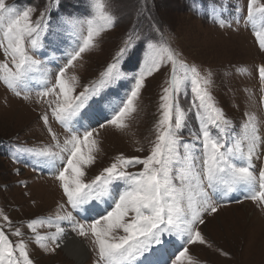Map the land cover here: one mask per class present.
<instances>
[{
    "label": "snow or ice",
    "instance_id": "obj_1",
    "mask_svg": "<svg viewBox=\"0 0 264 264\" xmlns=\"http://www.w3.org/2000/svg\"><path fill=\"white\" fill-rule=\"evenodd\" d=\"M92 6L95 16L86 21L87 36L66 53V63L58 65L52 73L53 79L43 80L42 90L36 93L37 97H57L46 103L51 119L66 130L67 136L61 145L48 112L43 113L40 119L60 151L34 153L46 158L38 163L50 169L66 203L73 210L85 213V222H78L70 212L59 215L55 231L50 237H44L37 233L36 224L43 225L45 221L31 219L27 227L34 235L30 239L45 252H55L63 243L65 232L59 222L68 221L78 236H91L97 256L95 264H184L185 259L188 264H198L189 257L188 245L211 246L200 226L206 225V214L216 213L222 205L219 194L246 191L244 199L264 206V166L257 168L254 164V160L264 156V139L258 134L255 118H249L241 126L242 135L236 139V127L230 128L229 118L217 106L212 94L213 72L187 63L172 47L153 42L154 37L146 42L143 63L132 77L131 88L122 97L117 94L118 106L113 107L112 96L101 95V90L127 78L121 70V61L125 56L131 58L140 39L133 34L123 41L99 81L73 96L74 88L65 78L68 67L94 47V40L103 27L114 26L115 16L105 11L107 3L93 0ZM34 11L33 8L19 11L6 0H0V51L4 55L0 62V82L16 96H21V86L27 88L33 79L31 73L37 71L41 63L29 53V46L33 50L43 47L42 34L49 27L45 23V12L32 20ZM246 14L247 21L260 25L255 36L259 48L264 50V4L247 0ZM96 19L104 21L103 27L96 25ZM79 23L74 18L62 20L61 25L51 31L53 44L59 45L63 24L77 29ZM218 23L225 26L226 21ZM165 62L171 66L170 77L159 95L154 123L156 138L150 152L143 157L121 153L86 183L85 168L95 163L93 153L99 150L98 142L92 139L94 126L110 124L120 131L128 128L125 121L137 112L146 79L163 74L167 70ZM178 71L183 75L178 76ZM258 73L259 79L264 81V66L259 67ZM185 90L190 95L188 110L180 104ZM22 99L29 101L31 96L25 92ZM189 114L197 120L198 129L192 140L185 141L182 133ZM56 159L62 161L59 168L53 163ZM136 166L142 167L136 172L128 171ZM99 204L107 207L100 210ZM85 205L90 206L85 208ZM2 218L0 264H33L27 242L10 239V236L23 237L24 233L18 227L6 231L13 228V222L7 215ZM47 223L53 225L51 219ZM121 232L123 234H119ZM45 239L55 247L41 243Z\"/></svg>",
    "mask_w": 264,
    "mask_h": 264
},
{
    "label": "rangeland",
    "instance_id": "obj_2",
    "mask_svg": "<svg viewBox=\"0 0 264 264\" xmlns=\"http://www.w3.org/2000/svg\"><path fill=\"white\" fill-rule=\"evenodd\" d=\"M6 2L19 11L35 9L32 13L33 21L38 19L41 12H45V23L49 27L42 34L43 47L33 50L29 46V53L41 63L37 71L31 73L33 79L29 81L27 88L21 86V96H16L0 82V224L4 223L3 215H7L13 222V228L6 231L11 232L18 227L24 233L23 237L10 236V239H24L27 242L33 264H75L61 247L56 248L55 252H45L30 239L34 234L27 225L31 219L44 220L43 225L39 222L36 224L37 233L50 237L55 231L56 217L59 215L70 212L78 222H85L80 215L85 213L73 210L66 203L59 182L54 179L50 169L38 163L46 158L34 155L35 152L43 150L54 153L60 151L40 119L43 113L48 112L50 124L61 145L67 136L66 130L51 119L50 108L46 103L55 101L57 97H37L36 93L42 90V81L53 79L52 73L57 66L66 63V53L82 43L87 36L86 21L95 16L93 0ZM101 2L107 3L105 11L115 16L114 26L103 27L104 21L96 19V25L103 27V30L95 38L94 47L83 53L82 58L74 61L65 74L70 86L74 88L73 96L99 81L101 73L123 46V41L129 34H133L140 39L136 41L131 58L125 56L121 61V70L127 78L101 90V95L112 96L113 107L118 106L117 94L122 97L131 88L132 77L138 73L143 63L146 42L154 37L153 42L172 47L187 63L213 72L212 94L217 106L229 118L230 128L236 127V139L242 135L241 126L249 118H255L258 134L264 139V81L259 79L258 73L259 67L264 66V50L259 48L255 36L260 25H254V28L246 19L247 0ZM259 3L264 4V0H259ZM65 18L80 21L78 28L63 24L60 32L62 39L59 45H54L51 31L56 30ZM220 20L226 21L225 26L219 25ZM250 27L253 32L249 31ZM3 60L4 55L0 51V62ZM165 64L167 70L163 74L157 73L146 79V87L138 101V110L132 118L125 121L128 128L120 131L110 124L104 127L94 126L92 139L98 142L99 150L93 153L95 163L85 168L86 183L121 153L129 157H143L150 152L156 138L154 123L158 114L159 95L162 88L167 86L166 80L170 77L171 66L168 62ZM179 75L183 73L178 71ZM72 77H76V80L73 81ZM25 92L31 96L29 101L22 99ZM189 101L190 95L185 90L180 98L181 107L188 110ZM196 132L197 120L189 114L187 126L182 133L184 140H192ZM29 149L32 151L29 152ZM63 155L66 157L67 153ZM53 163L59 168L62 161L56 159ZM254 164L257 168L264 166V156L254 160ZM141 167L129 168L128 171L136 172ZM233 196L232 199L241 200L240 194L233 193ZM91 203L98 204L96 201ZM105 207L107 205L99 204L100 210ZM49 219L53 221L52 226L47 223ZM205 219L206 225L200 228L211 246L189 245V257L192 260L198 264H264V206L253 201L222 204L216 213L206 214ZM59 223L86 243L89 256L84 264H95L97 256L91 236H78L71 230L68 221ZM77 242L86 250L82 242ZM41 243L50 248L55 247L49 239ZM184 264H188V259H185Z\"/></svg>",
    "mask_w": 264,
    "mask_h": 264
},
{
    "label": "bare ground",
    "instance_id": "obj_3",
    "mask_svg": "<svg viewBox=\"0 0 264 264\" xmlns=\"http://www.w3.org/2000/svg\"><path fill=\"white\" fill-rule=\"evenodd\" d=\"M248 204V203H246ZM60 225L63 227V225L60 223ZM65 228V227H64ZM79 240L82 242V245L86 247V250L77 242ZM63 251L65 252L66 256L68 258L72 259L75 264H84L85 260L88 259V247L86 243L80 239L79 237H76L68 231V229L65 228V232L63 234V243L60 246Z\"/></svg>",
    "mask_w": 264,
    "mask_h": 264
}]
</instances>
